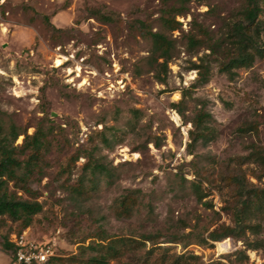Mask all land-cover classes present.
I'll use <instances>...</instances> for the list:
<instances>
[{"label":"rangeland","instance_id":"rangeland-1","mask_svg":"<svg viewBox=\"0 0 264 264\" xmlns=\"http://www.w3.org/2000/svg\"><path fill=\"white\" fill-rule=\"evenodd\" d=\"M181 4L0 0L4 130L15 125L16 145L37 129L46 136L41 170L29 183L33 194L18 191L42 209L22 232L40 243L56 242L61 260L53 264H84L73 259L82 240L101 233L150 234L154 248L196 255L200 264H264V218L258 233L246 235L255 249L231 237L207 239L213 229L232 224L229 176L264 186V164L245 158L264 149V57L233 69L232 77L219 70L234 54L227 31L244 0H188L186 13L174 14ZM172 14L180 23L174 27L164 21ZM150 31L171 42L165 68L154 62ZM200 58L209 64L205 83L196 82L198 70L192 69ZM180 99L182 114L173 106ZM201 110L211 115L209 137L189 147L190 121ZM87 161L108 172L97 173L89 190ZM81 179L88 191L78 195L73 188ZM125 195L135 199L133 210L118 217ZM19 229V222L0 217V264H13L3 240ZM172 237L179 242H166Z\"/></svg>","mask_w":264,"mask_h":264},{"label":"trees","instance_id":"trees-1","mask_svg":"<svg viewBox=\"0 0 264 264\" xmlns=\"http://www.w3.org/2000/svg\"><path fill=\"white\" fill-rule=\"evenodd\" d=\"M180 1L182 4L179 9H175L176 13L174 14H184L187 11L183 3L188 0ZM262 12H264V0H244L243 6L237 10L236 17L229 23L227 31L234 46V54L221 63L219 67L221 72H226L232 77L235 74L233 69L249 67L257 56L264 57V44L261 41V33L264 31V19L260 18ZM174 14L164 19L165 23L172 27H174L173 24H180L175 20ZM45 20L50 26H53L47 18ZM149 35L153 43L154 62L165 68L170 58L171 42L165 35L157 31H150ZM189 41L194 44L196 39L191 36ZM215 44L208 47L209 54L214 52ZM159 58H163V61L158 62ZM192 69L198 70L196 82L205 83L208 81L209 64L204 63L202 58L199 59V63H192ZM181 102L180 99L173 103L174 108L180 114H182L179 107ZM210 119L211 115L201 110L190 121L189 147L197 141L209 137V127L206 123ZM18 135L13 124L10 125L8 131H5L0 118V217L7 218L12 222H19L20 229L17 232L19 234L22 229L31 224L33 216L42 209L38 200L22 197L18 191L33 194L29 183L32 175L41 170V150L46 147V136L45 132L37 129L32 135H26V139L21 145H16L15 139ZM27 150H29V154L21 158ZM250 157H255L264 164V149L253 150L245 156V158ZM88 163L89 161L85 163V166L90 174L87 187L89 190L93 188L97 173L108 174V172L102 163L94 162L92 165H88ZM229 182L235 190V204L231 208L232 224L213 229L207 234V239L220 241L231 237L234 240H241L248 248L255 249L256 246L247 240L246 235L248 231L258 233L261 229L260 220L264 218V186H254L238 173L229 176ZM87 188L81 179L73 190L78 195H82L88 191ZM134 202L135 199L130 195L123 196L119 201L117 216H130ZM253 219H255L254 222ZM87 238L90 239L86 241ZM153 240V236L150 234H143L140 239L124 236L109 237L104 233L90 235L82 240L78 255L73 259H78L84 264H110L111 260L119 264H200L199 257L196 255L168 253L167 248L160 245L154 248ZM146 242H151V247L146 248ZM166 242L178 243L179 239L172 237ZM3 248L9 252L11 261H13L15 250L9 237L3 240ZM141 250L143 251L141 252ZM87 251L95 253L82 257L81 255ZM235 253L237 256L244 254L242 250H236ZM122 258H127V260L122 261ZM58 260H61L59 255L52 257L45 264H53Z\"/></svg>","mask_w":264,"mask_h":264},{"label":"built area","instance_id":"built-area-1","mask_svg":"<svg viewBox=\"0 0 264 264\" xmlns=\"http://www.w3.org/2000/svg\"><path fill=\"white\" fill-rule=\"evenodd\" d=\"M9 240L15 250L13 264H45L52 257L59 255L54 240L40 243L28 238L24 232L12 233Z\"/></svg>","mask_w":264,"mask_h":264},{"label":"bare ground","instance_id":"bare-ground-1","mask_svg":"<svg viewBox=\"0 0 264 264\" xmlns=\"http://www.w3.org/2000/svg\"><path fill=\"white\" fill-rule=\"evenodd\" d=\"M60 59H57L56 60V64L58 65V64H60ZM178 114V113H177ZM176 113H174V119L177 121L178 120V115H177Z\"/></svg>","mask_w":264,"mask_h":264}]
</instances>
